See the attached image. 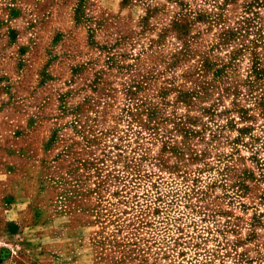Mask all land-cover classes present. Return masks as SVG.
<instances>
[{
	"label": "rangeland",
	"instance_id": "rangeland-1",
	"mask_svg": "<svg viewBox=\"0 0 264 264\" xmlns=\"http://www.w3.org/2000/svg\"><path fill=\"white\" fill-rule=\"evenodd\" d=\"M0 264H264V0H0Z\"/></svg>",
	"mask_w": 264,
	"mask_h": 264
},
{
	"label": "trees",
	"instance_id": "trees-1",
	"mask_svg": "<svg viewBox=\"0 0 264 264\" xmlns=\"http://www.w3.org/2000/svg\"><path fill=\"white\" fill-rule=\"evenodd\" d=\"M248 19H249V18H247L244 22H248V23H250ZM237 31H238V28H237ZM239 33L242 34V35H244V34L242 33V31H239ZM233 35H236V33L233 32ZM243 129H244V128H243ZM243 132H245V131H243Z\"/></svg>",
	"mask_w": 264,
	"mask_h": 264
}]
</instances>
